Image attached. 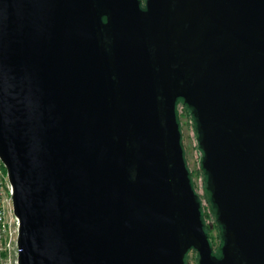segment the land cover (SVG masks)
Listing matches in <instances>:
<instances>
[{
	"label": "water",
	"instance_id": "obj_1",
	"mask_svg": "<svg viewBox=\"0 0 264 264\" xmlns=\"http://www.w3.org/2000/svg\"><path fill=\"white\" fill-rule=\"evenodd\" d=\"M0 158L18 264H264V0H0Z\"/></svg>",
	"mask_w": 264,
	"mask_h": 264
},
{
	"label": "rangeland",
	"instance_id": "obj_2",
	"mask_svg": "<svg viewBox=\"0 0 264 264\" xmlns=\"http://www.w3.org/2000/svg\"><path fill=\"white\" fill-rule=\"evenodd\" d=\"M178 110L186 162L191 173L194 188L201 201L206 226L209 230L211 243L215 253L217 252L219 245V232L216 228L215 217L209 203L210 194L207 190L206 178L201 169L202 153L199 149L195 125L191 119L189 111L186 108L180 105ZM187 258V264H198V255L195 251L189 253Z\"/></svg>",
	"mask_w": 264,
	"mask_h": 264
},
{
	"label": "built area",
	"instance_id": "obj_3",
	"mask_svg": "<svg viewBox=\"0 0 264 264\" xmlns=\"http://www.w3.org/2000/svg\"><path fill=\"white\" fill-rule=\"evenodd\" d=\"M5 170L0 158V264H18L19 223L13 212V190Z\"/></svg>",
	"mask_w": 264,
	"mask_h": 264
},
{
	"label": "trees",
	"instance_id": "obj_4",
	"mask_svg": "<svg viewBox=\"0 0 264 264\" xmlns=\"http://www.w3.org/2000/svg\"><path fill=\"white\" fill-rule=\"evenodd\" d=\"M187 110L189 111V114H190V116H191V119L193 120L192 112H191L190 109H188V108H187ZM193 123H194V120H193ZM194 125H195V123H194ZM195 130H196V126H195ZM5 171H6V170H5ZM202 172H203V174H204V171H203V170H202ZM190 175H191V173H190ZM204 176H205V174H204ZM205 178H206V176H205ZM191 179H192V177H191ZM193 186H194V184H193ZM199 199H200V198H199ZM200 202H201V201H200ZM209 203H210L211 209H212L213 214H214V217H215V225H216V228L218 229V232H219V236H218L219 245H218V250H217V252H215V254L218 255V254H219V248H220V246H221V244H222V239H221L222 231H221V227H220V226L218 225V223H217L215 210L213 209L212 204H211V202H210V195H209ZM202 210H203V209H202ZM203 214H204V212H203ZM204 218H205V216H204ZM205 231H206V233L208 234L209 239H210V242H211V238H210V235H209V230H208V228H207V226H206V222H205ZM211 245H212V243H211ZM212 247H213V245H212ZM186 261H187V259H186Z\"/></svg>",
	"mask_w": 264,
	"mask_h": 264
},
{
	"label": "flooded vegetation",
	"instance_id": "obj_5",
	"mask_svg": "<svg viewBox=\"0 0 264 264\" xmlns=\"http://www.w3.org/2000/svg\"><path fill=\"white\" fill-rule=\"evenodd\" d=\"M145 1H146V0H141V5H142L143 8H145ZM180 105H182L184 108L187 109V106L184 105L182 101H179L177 107L179 108ZM178 112H179V110H178Z\"/></svg>",
	"mask_w": 264,
	"mask_h": 264
},
{
	"label": "bare ground",
	"instance_id": "obj_6",
	"mask_svg": "<svg viewBox=\"0 0 264 264\" xmlns=\"http://www.w3.org/2000/svg\"><path fill=\"white\" fill-rule=\"evenodd\" d=\"M188 259V258H187ZM188 263V262H187Z\"/></svg>",
	"mask_w": 264,
	"mask_h": 264
}]
</instances>
